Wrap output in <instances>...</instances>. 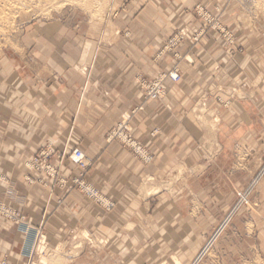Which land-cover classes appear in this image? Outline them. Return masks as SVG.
<instances>
[{
  "label": "crops",
  "instance_id": "crops-1",
  "mask_svg": "<svg viewBox=\"0 0 264 264\" xmlns=\"http://www.w3.org/2000/svg\"><path fill=\"white\" fill-rule=\"evenodd\" d=\"M196 4L182 7L170 0L127 1L113 19L118 29L131 34L121 32L115 40L106 33L91 37L85 33L67 34L71 47L61 50L58 45L52 53V76L38 82H23L10 74L0 82V171H7L10 176L9 183L0 180V202L23 208L28 223H45V230L51 233H65L77 221L89 227H102L106 216H100L96 207L78 193L66 197L65 207L58 204L60 192L52 194L50 185L24 182V161L48 142L56 153H69L75 148L84 151L93 161L91 181L119 203L118 207L134 200L132 196L137 197L133 185L140 175L162 179L168 172H175L178 177L180 170L190 169L197 173L202 200L208 206L212 202L222 210L227 208V202L216 197L208 203L210 178L218 179V167L222 165H218V160L210 162L207 156L209 123L238 120L241 114L236 109L241 100H233V106L216 115L217 119L210 110L216 96L222 95L219 91L240 89L247 83L241 84V73L256 57L225 49L220 34L207 33L195 44L188 38L180 45V52L191 60L181 64L178 82L167 81L164 99H146L137 81L140 76L155 77L171 67L170 55L160 59L155 55L172 31L186 23L198 26L193 12H187ZM239 5L232 0L225 8H231L233 21L240 17ZM233 28L238 40H259L260 35L246 32L237 20ZM249 72L255 75L256 69ZM140 105L143 108L132 117L130 126L134 136L154 154L148 166L123 145L107 141L108 132ZM220 148L222 155L235 149L223 142ZM52 162L57 163V158ZM62 169L68 175L78 170L70 160L64 161ZM259 204V211L251 213L248 224L233 226L222 237L218 246L220 264H264V185ZM2 224L0 260L7 257L9 264H27L21 253L24 237L6 221Z\"/></svg>",
  "mask_w": 264,
  "mask_h": 264
},
{
  "label": "rangeland",
  "instance_id": "rangeland-1",
  "mask_svg": "<svg viewBox=\"0 0 264 264\" xmlns=\"http://www.w3.org/2000/svg\"><path fill=\"white\" fill-rule=\"evenodd\" d=\"M127 1L131 0H0V82H4L10 74L23 82H38L52 76L55 68L52 53L58 45L61 50L71 47L67 34L85 33L91 37L97 33H106L111 34L113 40L121 32L131 34L129 30L118 29L113 19L114 14ZM170 1L182 7L197 3L187 12H193L198 26L186 23L172 31L155 55L157 59L170 55L171 67L155 77L140 76L137 81L142 88V81L159 78L175 65H178L182 74L181 64L191 59L180 52L179 48L186 39H192V35L199 34L204 28L202 13L219 20L221 27L232 36L233 42L223 39L225 49L243 51L257 59L247 63L241 73V84L244 81L247 83L242 84L240 89L219 91L222 95L216 96L215 105L210 110L216 118V115L226 113L233 106V100H241L236 109L241 114L238 120L209 123L210 145L207 156L210 162L218 160V165H222L217 171L218 182L210 178L208 203L216 197L226 201L227 208L222 210L212 202L208 206L202 200L197 173L190 169L187 172L180 170L178 177H175V172H168L162 179L140 175L133 185L137 197L132 196L134 200L121 203L118 207L119 203L91 181L93 161L84 151L91 166L83 171L76 165L78 170L68 175L64 174L62 166L65 160L75 164L69 158L71 152L56 153L53 144L47 142L24 161V182L36 185L42 179V184L46 187L50 185L51 193L60 192L62 197L58 204L65 207L66 197L78 193L96 207L100 216L102 214L106 217L102 227H89L77 221L75 227H69L65 233L60 234L46 231L45 223L39 226L29 223L33 228L24 233L19 230L16 222L0 217V239L3 234L2 223L6 221L24 237L21 253L27 259V264H220L222 258L218 256V246L222 237L232 231L233 226L248 224L251 213L259 211L264 185V0H236L240 3V17H235L234 21L231 8L228 11L225 9L232 0ZM206 3L211 5L206 7ZM236 20L246 32L260 35L257 36L259 40H238V34L233 28ZM204 29L203 36L207 33L220 34L216 28ZM179 33L184 38L173 47L168 45L171 38ZM57 35L61 37L57 38ZM254 69L255 75L249 72ZM167 81L171 80L164 81L162 99L166 95ZM220 142L234 146V152L229 155L220 154ZM46 148L51 152L47 159L51 168L32 165L35 159H40L41 151ZM125 148L144 166L152 164L154 154L150 149L152 158L144 160ZM55 158L57 163L52 162ZM260 160L263 161L260 163ZM6 173L0 171V180L9 183L10 176ZM78 177L99 190L113 204L111 208L97 204L85 189L74 184L73 180ZM0 204L19 211L28 221L23 208H16L3 201ZM261 220L264 223V216ZM34 228L39 229L38 232ZM0 264H9L8 258H2Z\"/></svg>",
  "mask_w": 264,
  "mask_h": 264
},
{
  "label": "built area",
  "instance_id": "built-area-1",
  "mask_svg": "<svg viewBox=\"0 0 264 264\" xmlns=\"http://www.w3.org/2000/svg\"><path fill=\"white\" fill-rule=\"evenodd\" d=\"M203 18V27L206 29L216 28V30L220 33V35L223 37L225 41H231L233 42V38L231 35H228L226 33L225 28H222V24L219 20L210 18L207 13L201 14ZM202 29L199 34L192 35V41L198 42L201 37L203 36L205 29ZM184 38V35L179 33L177 35H174L171 40L169 41L168 45H171L172 47L177 45L182 39ZM180 70L178 68V65H175L170 71H167L166 73H163L161 77L154 78L152 80H144L142 81L143 89L145 90V98L148 100H159L162 99V95L165 92L164 89V81L171 80V81H178L180 79ZM143 108L142 105L134 108L132 111H130L128 114H126L122 119L117 123L115 127H113L107 134V141L113 142L118 141L125 147L129 148L135 155L140 156L144 160H150L152 157L149 153V149L140 142L133 134V131L130 126V120L135 115V113ZM51 152L49 149L42 150L40 153V159H35L34 162H32V165H37V167L40 168H51L48 165L47 159ZM69 158L77 165L81 170L86 171L91 166L90 159L84 154V152L79 149L75 148L71 151ZM31 163V162H30ZM42 182V179L40 180ZM73 183L78 185L80 188L85 189L86 193L89 195L90 198H92L97 204L102 205L106 208H111L113 205L111 202L108 201L107 198H105L99 190L89 186L85 183L84 179L81 177H78L73 180ZM93 201V202H94ZM94 202V203H95ZM0 217H3L11 222H16L19 225V229L27 233V230L30 229L29 223L26 221V217L22 215L19 211L9 208L6 205L0 204ZM33 228V227H32ZM35 231L38 232L39 229H35Z\"/></svg>",
  "mask_w": 264,
  "mask_h": 264
},
{
  "label": "bare ground",
  "instance_id": "bare-ground-1",
  "mask_svg": "<svg viewBox=\"0 0 264 264\" xmlns=\"http://www.w3.org/2000/svg\"><path fill=\"white\" fill-rule=\"evenodd\" d=\"M31 229H32V227H30V229H28L27 232L30 231ZM19 230H20V229H19ZM20 231H21V230H20ZM21 232H22V231H21Z\"/></svg>",
  "mask_w": 264,
  "mask_h": 264
}]
</instances>
